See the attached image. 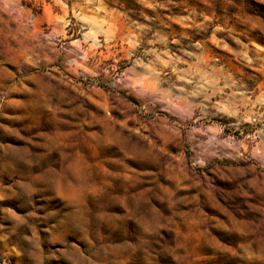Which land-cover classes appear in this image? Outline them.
<instances>
[{
    "label": "clouds",
    "instance_id": "9594fccd",
    "mask_svg": "<svg viewBox=\"0 0 264 264\" xmlns=\"http://www.w3.org/2000/svg\"><path fill=\"white\" fill-rule=\"evenodd\" d=\"M138 5L148 6L0 0V68L15 66L0 76V201L29 209L15 231L0 224V250L15 264H264V0H153L154 11L186 13L190 33ZM210 32L231 55L209 46ZM70 76L88 81L77 95L61 87ZM85 90L104 97L105 130L86 127L100 114L75 104ZM45 95L58 100L51 110ZM64 103L82 113L78 127L58 114ZM217 176L231 181L222 196L243 222L223 249L193 211ZM165 178L193 188L192 208L161 194Z\"/></svg>",
    "mask_w": 264,
    "mask_h": 264
},
{
    "label": "rangeland",
    "instance_id": "374dc122",
    "mask_svg": "<svg viewBox=\"0 0 264 264\" xmlns=\"http://www.w3.org/2000/svg\"><path fill=\"white\" fill-rule=\"evenodd\" d=\"M148 6H142L138 5L137 7H142L145 14H151L153 16L156 15L158 12L165 20L166 22L171 25L172 29H176L180 32H192L193 29L191 25L187 22L180 23L179 19L183 15H186V13L182 12V10L179 7H173L171 10L160 8L156 9L155 11L152 8L153 0H146ZM155 3H162V0H155ZM200 7H204V5H200ZM45 27H47L45 25ZM219 27L222 28V25H219ZM168 29H165V32H167ZM69 36L72 35L71 32L68 33ZM75 39V37H73ZM201 37H198V39ZM202 38L206 39L208 41L209 46L212 48H215L217 51L223 52L225 55H231V52H229V48H231V44L228 43V41L223 40V36L220 32H217L215 34H212L211 32L204 35ZM223 41V43H221ZM127 45H125L126 47ZM117 48L120 47L119 44L116 45ZM159 51H164L163 46H157ZM264 47V45H262ZM172 47L169 48V55H171ZM106 63L112 64L113 61L111 59L107 60ZM121 64L127 63L126 61H120ZM15 71L14 65H4L3 68H0V76H3L5 72L7 73H13ZM249 71H255V69H249ZM259 73H257L258 75ZM58 75V74H57ZM70 75V74H69ZM70 79L73 80L72 84H65L61 87L63 89H66L67 94L69 95H77L80 90L85 88V85L88 83V81H77L75 78H72L70 76ZM55 83V82H54ZM79 85V88L76 87V85ZM26 89L29 88H35V85L31 82L26 83L25 85ZM96 87L100 88L101 91H104L105 86L103 84H97ZM27 93H19L18 95H25ZM64 99H67V96L63 97ZM43 100L48 102V108L51 110V108L58 103L57 99H51L49 102V97L47 95L42 97ZM76 105H79L81 109H83V112H87L91 116H97V114H100V116L97 117V121L94 124L86 125L87 128H99L101 130H105V126L101 120V116L105 112V108L108 106L104 100V97L102 95L96 94V93H89L86 90L84 91V94L80 96L79 100L75 102ZM74 107L73 104L64 103L60 105V112L58 113L61 118L66 119V126L70 128L78 127V123L75 119L76 114H82V113H72L71 109ZM11 111L6 113V115H11ZM12 122L6 121V126L11 127ZM111 129L106 130V135L110 134ZM239 135V133H236ZM5 139L8 141H11L12 144H26L28 143L27 139L25 141H19L15 136L11 134H6ZM33 145L36 144V141L33 140L31 142ZM134 158L131 156H127L126 160L131 161ZM132 171L134 172H140V174L145 176H151L152 173L149 169H145L143 172H141L140 169L133 168ZM178 183L175 180H168L165 178L164 182L160 183V189L161 194L170 197L172 200H178L182 202L183 209H190L192 208L191 201L188 199V194L193 193V188L187 186L186 184H180L179 188L171 187L170 185H175ZM231 183L229 180L222 179L220 176H217L216 182L214 183V187L218 188L217 191L208 192L205 191L201 193V196L207 201V207H202L197 209H193L194 212H197L198 215L207 218L210 220V222L213 225H216L214 229H209V232L213 233V244L216 246H219L220 248H227L233 241L232 239L227 235L229 226L232 227H239L242 229L243 222L240 221L234 214H232L231 208H229L227 200L223 198L221 189H223L224 185H227ZM197 200L200 199V197H196ZM0 205H3L4 210L0 211V224H3L5 228H9L13 231H15L14 226L18 223L16 220V217H22L27 214L29 209L23 208L19 206V202L16 200H5L0 201ZM36 207L38 209L37 215H42L44 213L43 204L40 202H37ZM5 213H7V216L5 217ZM215 233L222 234L223 238L220 236H216ZM240 232H237L236 235H240ZM226 255H231L230 252L225 253ZM246 256L249 260L252 259L253 254L251 252L246 251ZM15 257L9 256L6 253V250H0V264H15Z\"/></svg>",
    "mask_w": 264,
    "mask_h": 264
}]
</instances>
